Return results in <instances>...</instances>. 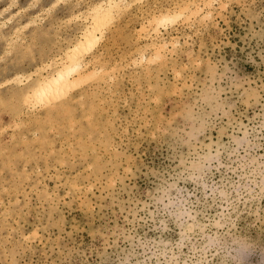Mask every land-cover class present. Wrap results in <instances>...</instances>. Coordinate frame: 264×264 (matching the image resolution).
Listing matches in <instances>:
<instances>
[{
  "label": "rangeland",
  "instance_id": "1",
  "mask_svg": "<svg viewBox=\"0 0 264 264\" xmlns=\"http://www.w3.org/2000/svg\"><path fill=\"white\" fill-rule=\"evenodd\" d=\"M112 1L0 0V264H264V0H117L26 106Z\"/></svg>",
  "mask_w": 264,
  "mask_h": 264
},
{
  "label": "bare ground",
  "instance_id": "2",
  "mask_svg": "<svg viewBox=\"0 0 264 264\" xmlns=\"http://www.w3.org/2000/svg\"><path fill=\"white\" fill-rule=\"evenodd\" d=\"M112 1V0H111ZM117 0H113L105 6L97 5L91 10L92 24L85 26L82 30L81 39L78 38L76 43L66 54L63 55L58 67L53 68L51 73L46 76L36 78L35 82L28 88L24 104L27 106L29 103L51 105L56 98L67 94L71 89L75 88L77 84L80 69H82L83 56L91 50L100 38L98 32L106 25V21L111 16L114 9H117ZM105 5V4H104ZM174 14V13H173ZM176 17L178 15H175ZM174 15L161 14L153 17L150 20L149 27H153L154 32L158 31L159 27L165 26L170 20L175 17ZM170 24V23H169ZM144 59V57H142ZM55 64V63H54ZM50 65V64H49ZM57 66V65H56ZM48 67V66H47ZM49 71V70H48ZM75 86V87H74ZM33 102H30V100ZM23 104V105H24ZM30 104V106H34Z\"/></svg>",
  "mask_w": 264,
  "mask_h": 264
}]
</instances>
